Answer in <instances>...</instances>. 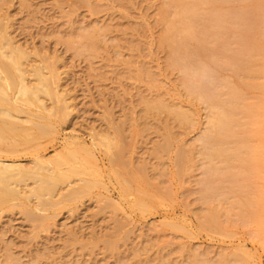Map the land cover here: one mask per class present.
Instances as JSON below:
<instances>
[{"label": "rangeland", "instance_id": "374dc122", "mask_svg": "<svg viewBox=\"0 0 264 264\" xmlns=\"http://www.w3.org/2000/svg\"><path fill=\"white\" fill-rule=\"evenodd\" d=\"M162 2L0 0V19L6 21L9 37L33 58L38 49L45 63L56 65L58 89L69 105L63 119H52L50 135L15 142L12 148V139L0 140V158L15 160L28 171L35 168V156L54 158L64 143L78 138L69 145L83 148L76 165L86 151L91 159L87 166L94 168L89 177L97 180L88 194L55 210H36L34 197L31 212L17 205L1 208L0 264H229L237 258L264 264V245L235 208L229 216L221 215L220 229L203 221L208 212L204 190L221 186L220 169H214L218 162L206 155L204 143L210 109L206 98L190 93L184 72L169 62L168 47L160 43ZM99 27L98 43L79 47L80 36ZM231 73L219 59L204 64L193 87L213 93ZM152 101L190 110L192 121L181 124L166 108L144 116L146 102ZM180 150L188 153L184 165L174 162ZM142 167L147 179L137 184L131 174L143 173ZM33 179L26 184L33 186ZM139 187L144 210L130 204ZM147 192L155 197L147 198ZM170 223L181 230L174 231Z\"/></svg>", "mask_w": 264, "mask_h": 264}, {"label": "bare ground", "instance_id": "6f19581e", "mask_svg": "<svg viewBox=\"0 0 264 264\" xmlns=\"http://www.w3.org/2000/svg\"><path fill=\"white\" fill-rule=\"evenodd\" d=\"M228 2L229 0H163L160 12L164 29L159 37L160 43L168 47L171 59L169 62L179 66L184 72V83L190 93L206 98L210 109L203 140L209 147L206 155L218 162L214 169H220L218 180L221 186L206 187L204 190L208 212L203 221L212 228L220 229L224 221L220 220L221 215L229 216V209L235 208L241 220L253 225L255 236L264 245V0H237L236 5L232 3L234 6ZM2 22L7 24L4 19H0V140L12 139L8 144L12 148L15 142L26 144L37 137H45L47 133L50 135L55 129L52 126L55 120L52 119H63L69 105L61 88L58 89L59 72L56 65L45 63V57L37 53L38 49L33 51V56H37L33 58L32 52L11 40L7 25ZM98 29L100 27L83 33L80 36L83 41H80L79 47H94L101 35ZM215 48L217 51L213 52L212 49ZM206 50L208 52L203 54ZM218 59L221 63L230 65L231 79L225 78L213 93L195 91L193 86H198L204 64L216 63ZM30 75L33 76L32 80L28 78ZM46 100H51L52 104ZM31 107L37 110L33 113ZM165 108L181 124L192 121L190 110L179 106L168 107L161 101L146 102L144 116L148 117L149 110ZM77 139L68 142L76 145ZM168 139H164V143H168ZM64 144L60 153H54V158L35 156V160L32 159L35 168L28 171L15 160L0 158V209L17 205L31 212V197H34L36 210H55L89 193L97 183L96 179L95 181L89 177L94 174L89 171L94 168L87 166L91 159L84 151L79 159L82 163L76 165L80 158L76 154L79 151L82 153L83 148H71L70 143ZM118 144H112L116 147L113 151H116ZM182 150L178 154L176 152V164L182 159L188 160V153ZM156 153L157 151L155 156ZM113 156L114 153L111 154ZM140 171L144 174H131L132 181L137 184L144 183L146 178L143 176V167ZM28 178L35 179L33 186L26 184V179L30 180ZM74 183L75 186L72 185ZM122 187V191L126 192L127 188L124 185ZM137 192L138 195L130 204L144 210L141 197L144 192L140 187ZM153 194L147 192V198H154ZM229 197L231 199H227ZM224 203L228 205L225 207ZM39 217V222L43 224L45 217ZM176 224L168 225L174 231L181 230ZM244 259L246 258H237L234 263L229 264H246Z\"/></svg>", "mask_w": 264, "mask_h": 264}]
</instances>
